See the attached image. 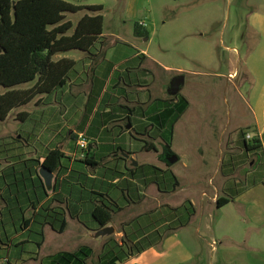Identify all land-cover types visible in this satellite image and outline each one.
<instances>
[{"label":"crops","instance_id":"obj_1","mask_svg":"<svg viewBox=\"0 0 264 264\" xmlns=\"http://www.w3.org/2000/svg\"><path fill=\"white\" fill-rule=\"evenodd\" d=\"M244 27L232 36L233 47L225 46L231 53L227 84L250 111L247 134L259 137L264 149V6L249 14ZM84 56H58L77 62L66 87L38 97L5 121L18 113L24 127L0 139V264H40L48 237L56 241L73 233L75 243L83 238L107 247L110 239L120 245L125 239L148 246L124 264H264V242L255 234L264 231V176L263 184L248 183L251 169L243 177L247 184H240L235 172L241 161H225L223 150L214 161L215 174L230 163L234 173L221 180L187 175L189 156L175 151L177 137L189 128L187 112H178L180 99L169 88L175 78L192 73L180 70L171 76L172 68L148 49L111 48L94 71ZM80 134L90 143L85 158ZM56 150L64 158L51 171L48 187L41 171ZM169 154L178 162L171 165ZM230 197L229 204L219 206L220 198ZM97 208L111 212L106 228L114 229L112 235L99 234L104 228L94 218Z\"/></svg>","mask_w":264,"mask_h":264},{"label":"rangeland","instance_id":"obj_2","mask_svg":"<svg viewBox=\"0 0 264 264\" xmlns=\"http://www.w3.org/2000/svg\"><path fill=\"white\" fill-rule=\"evenodd\" d=\"M65 1L82 6H103L104 9L99 14L105 19L104 39L111 44L109 47L114 49L120 46L123 51L135 48L148 49L151 55L161 60L162 64L172 68L171 76H176L180 70L192 73L182 75L186 83L181 93L182 96H186L189 103L186 107L185 120L186 128L189 129L186 136L177 137L175 147V151L189 156L190 164L185 168L184 173L200 174L206 178L216 176L221 180L229 172L228 166L216 175L214 161H217L223 150L222 158L225 161L231 158L236 162L241 161V167L239 165L235 173L240 184H247L248 180H244L243 177L253 168L254 162L251 157L253 154L248 153L243 147L241 133L247 131L246 123L251 121V114L243 98H237L232 88L228 89L229 69L226 65L231 53L226 52L225 46L233 47L232 36L239 29L241 30V27L243 30L244 26H247L249 14L262 8L264 0ZM86 14L94 15L85 10L76 14H67V20L77 24ZM136 23H141L147 29L146 38L135 36ZM76 53L70 52L67 55L84 60V54ZM132 64V61L128 62V65L132 66ZM147 66L152 69L150 61ZM152 70L156 80L160 81L158 70ZM32 85L33 83H30L19 88H30ZM4 92V89L0 90V94ZM17 114L15 113L7 122L0 123V139L16 136L23 129V124L17 121ZM237 126L239 129L236 130ZM222 143L224 146L221 148ZM150 158L152 159L153 156ZM196 159H200L202 165H197ZM177 171L180 173L183 171L182 164L176 166ZM263 176V167H256L248 183L263 184ZM216 185L220 188L222 183L216 182ZM238 215L243 216L242 213ZM237 231L242 236L241 225L238 226ZM255 234L257 241L258 238H262L261 242H264V231L257 230ZM75 235L76 233H73L63 239L55 237L56 241L48 237L41 253L40 264H47L50 258L48 256L52 254L75 251L86 244L93 248L96 257L103 252L104 246L96 242L89 243L82 238L75 243L73 240Z\"/></svg>","mask_w":264,"mask_h":264},{"label":"trees","instance_id":"obj_3","mask_svg":"<svg viewBox=\"0 0 264 264\" xmlns=\"http://www.w3.org/2000/svg\"><path fill=\"white\" fill-rule=\"evenodd\" d=\"M103 9L101 5L79 6L64 0H0V90L5 91L0 94V123L38 97L66 87L77 62L70 58L57 59L58 56L70 52L89 56L93 62L92 71L105 59L111 44L103 38L105 19L99 14ZM85 10L94 15H84L77 24L67 20V14ZM134 34L146 38L148 31L141 23H136ZM30 83H33L30 88H19ZM176 98L180 99L177 109L182 113L188 107V100L180 94ZM248 130L242 131L241 138L245 150L253 154L252 169L261 166L264 169L262 141L259 137L248 139ZM63 158L60 151H52L43 166L54 172ZM226 166L229 172H235L234 164H225L222 169ZM231 181L237 184L235 178ZM253 184L257 186L259 183ZM231 199L233 197L220 198L218 204L223 207ZM93 215L101 228L108 227L113 221L111 212L106 208H97ZM62 224L61 233L67 226L65 218ZM122 243L120 245L110 239L97 257L90 246H83L74 252H59L50 256L47 264H124L148 248L142 243L131 244L125 239Z\"/></svg>","mask_w":264,"mask_h":264},{"label":"water","instance_id":"obj_4","mask_svg":"<svg viewBox=\"0 0 264 264\" xmlns=\"http://www.w3.org/2000/svg\"><path fill=\"white\" fill-rule=\"evenodd\" d=\"M184 82V78L181 76V77H178V78H175L172 83H171V86L169 88V93L172 95V96H177L180 92V89H181V86ZM179 158L176 157L175 155L173 154H169L168 156V161L171 165L175 164L176 162H178ZM41 175L43 176V178L45 179L46 181V185L48 187L51 186V183H52V180H53V173L48 170L47 168H43V170L41 171ZM114 233V229L113 228H104L100 231V235L102 236H107V235H112Z\"/></svg>","mask_w":264,"mask_h":264},{"label":"built area","instance_id":"obj_5","mask_svg":"<svg viewBox=\"0 0 264 264\" xmlns=\"http://www.w3.org/2000/svg\"><path fill=\"white\" fill-rule=\"evenodd\" d=\"M247 138L251 139L252 137L250 135H247ZM78 146H79L80 150L82 151V156L84 158L87 157V153L89 151L90 143H89V140L87 139V137L85 135H83V134L79 135Z\"/></svg>","mask_w":264,"mask_h":264}]
</instances>
